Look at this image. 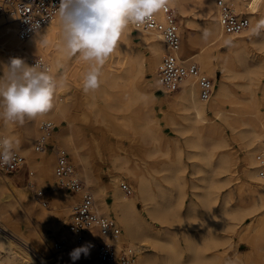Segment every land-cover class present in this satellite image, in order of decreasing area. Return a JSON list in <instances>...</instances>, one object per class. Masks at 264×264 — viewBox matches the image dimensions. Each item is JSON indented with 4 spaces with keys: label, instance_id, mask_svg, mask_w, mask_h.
<instances>
[{
    "label": "bare ground",
    "instance_id": "bare-ground-1",
    "mask_svg": "<svg viewBox=\"0 0 264 264\" xmlns=\"http://www.w3.org/2000/svg\"><path fill=\"white\" fill-rule=\"evenodd\" d=\"M170 4L183 19L187 16L189 6L205 16L198 30H192L188 19L184 20L187 27L183 30L187 32L190 47L196 48L187 51L185 56L194 57L202 72L212 76L216 82L209 99L200 97L197 82L191 77L186 78L168 96L157 94L159 85L156 70L166 51L165 44L155 34L140 32L139 39H136L131 25L124 31L115 49L114 63L122 68L112 63L102 67L98 94L105 106L123 113L117 118L130 134L138 139L151 140L152 145L145 149L147 155L160 153L170 158L169 168L174 170V175L165 179L176 184L180 194L176 203L169 205L167 201L172 196L171 187L159 183L157 177L151 179L140 169L139 164L130 166L128 158L123 155H113L112 163L133 177L136 192L133 195L121 192L119 175L112 177L109 186L94 185L92 192L96 196L97 209L109 214L106 196L108 191H112L115 215L124 228L122 239L138 250L136 264H233L226 258V250L232 244L233 237L238 234L242 239L239 228L243 221L264 210V177L259 174L258 162V156L264 153V112L260 109L264 105V28L256 29V25L264 20V0L259 1L257 12L252 16V25L234 36L222 33L215 0H170ZM159 15L162 14L159 12ZM232 39L235 41L230 44ZM228 44L232 48L228 61L235 69L215 53ZM252 45L256 47L254 51ZM181 51L184 52L183 44ZM34 54L46 57L53 68L54 78L58 82L53 107L48 113L24 123L18 131L12 129L15 124L6 123L0 118V134L8 138L15 137L18 149L26 156L28 164L34 168L42 167L40 173L45 179L49 176L54 157L52 154L47 155L46 150H36L35 141L43 133L41 123L47 117L67 116L73 98V91L70 90L72 81L82 78L88 65L78 58V54L70 56L72 61H69V55L63 47L58 15L25 39L19 37L14 19L0 17V68L3 75L11 58H21L28 66H34ZM218 70L223 72L220 77L217 76ZM148 71L153 74L151 81H148ZM239 78L242 81L236 80ZM255 85L260 87L259 97L254 94ZM238 87L241 88L240 94L237 92ZM230 98L232 103L242 106L241 109L227 108L225 103ZM155 104L165 111L175 130L180 133V136L175 137L174 153L163 144L165 135L159 131ZM88 107L95 115L96 122L108 123L95 95L88 101ZM65 127L61 128L60 135L69 144H74V156L82 170L81 176H76L89 183L93 178L85 157L75 145V134L80 136V141H84L82 133L72 121L68 124L66 134H63ZM227 129L242 140L241 168L244 180L240 185H231L223 194L222 188L233 180L239 157L232 152H221L215 163L214 150L203 149V141L214 139L218 142L217 147H224L227 145ZM32 134L38 135L35 140L31 139ZM181 137L184 138V144H180ZM185 147H188L187 150ZM185 150L191 158H198L193 173L206 171L205 165H211L214 175H221L219 178L213 176L212 179L204 177L203 180H207L204 185H200L196 179L192 180L193 189H203L194 194L200 198L206 213L201 211L195 199H191L186 211L180 209L186 196V178L182 175L186 167L182 162ZM26 189V186L17 184L11 175L0 173V264H88L89 255L83 254L76 261L67 255L60 263L59 259L68 251L54 250V239L37 226L44 223L59 230L61 237H67V226H63V222L70 210L69 203L76 202V196L54 186V201L49 206L34 191L28 193ZM86 189L89 188L86 186ZM58 191L67 198L59 196ZM23 200H28L27 204H23ZM138 201L153 218L169 219L173 215L178 222L186 225L182 234L185 246L180 243L176 232L154 227L144 217ZM17 204L22 206L21 211L17 210ZM27 220L35 226L28 225L29 233L23 228ZM198 221L205 225L200 233L194 229ZM254 237L257 240L255 248L258 260L253 259L252 252H248L236 264H264V234L260 231L257 238L256 234ZM90 242L85 239L80 247ZM185 249L189 253L186 260L183 257ZM93 250L91 247L89 254Z\"/></svg>",
    "mask_w": 264,
    "mask_h": 264
},
{
    "label": "rangeland",
    "instance_id": "rangeland-1",
    "mask_svg": "<svg viewBox=\"0 0 264 264\" xmlns=\"http://www.w3.org/2000/svg\"><path fill=\"white\" fill-rule=\"evenodd\" d=\"M173 8L177 15L179 25L181 28V32L183 35L182 36V44L184 47L183 54H186L187 51H190V50L193 51L196 48L190 47L189 45L187 32L186 30L185 31L183 30L184 28L187 27L186 22L184 20L186 19L190 20L192 24L191 28L193 31H195L201 27V25L203 24L205 20V16H203L201 12H198V10L194 8L193 6H189L187 16L185 17V19H183L178 14V11L176 10V8L175 7ZM132 32L134 33L135 38L139 39L138 36H140V32L134 31L133 29H132ZM234 41L235 40L232 39L230 44L233 43ZM230 44L222 46L219 52L215 51V53L218 55L219 58L224 59L226 64L229 67L235 69V66L233 67V65L230 64L228 61L230 58V54L232 53V48L230 47ZM254 48H256L255 45L254 46L252 45V49H253L252 51H254ZM115 59H116V53L114 51L111 54V56L108 58V60L106 61L105 65L108 63H112L121 69L122 68L121 65L114 63ZM69 61H72L70 59V56H69ZM215 61L217 62V60ZM222 73H223L222 70H218L217 76L220 77ZM2 76H3V70L0 68V77ZM152 76L153 74H151L148 71L147 72L148 81H151ZM209 77L213 78L212 76H209ZM82 79L83 77L79 78L78 81H74V82L72 81L71 85H72V88L74 89L71 88L70 90L73 91V98H72V101L70 102L69 106H71V108L67 116L65 118H60L59 116H55L54 117L55 119L54 118L50 119L49 117H47L43 119L42 121V123L44 121H51V120L53 122L54 127L52 131L49 133V141L54 144L53 147L62 148L68 152L70 160L75 166V170L77 172L76 174H78V176H81L82 170L73 152L74 144L73 145L69 144V142L63 136L60 135L61 128H63L64 126L66 127L63 129L64 131H62V133L66 134V131L68 130V124L70 121H72L76 124L77 129L81 131L82 133L81 136L84 138V141L82 140L84 142L83 143L82 141H80L81 140L80 136L78 134H75V145L76 144L78 145L79 151L85 157L86 159L85 162L90 171V175L93 178L89 183H87L82 178L80 179L86 182L85 185L89 188V190H91V192H92V188L94 185L109 186L111 179L114 175H119L121 177V182L127 183L131 187L132 191L129 193V195H133L136 192L133 177L129 176L125 172V169L117 167L112 163L113 155H123L126 158H128L130 166L135 167L137 164H139L140 169L146 172L150 176L151 179H153L154 177H157L160 180L159 183H163L166 186H170L172 189V196H171V199L167 202L169 205L176 203L177 197L180 194V190L177 188L176 184H174L172 181H168L167 179H165L166 177L174 175V170L169 168L170 163H171L170 158L167 155L160 154V153H157V155H152V156L147 155L145 149L152 145L151 140L150 139L149 140L138 139L132 134H130L128 129H126L120 123V120L117 118V117L122 116L123 113L121 111L115 112V110H113L109 106H105L104 100H102L98 94V89L95 91H90L88 93H85L83 91ZM236 80L239 82L242 81L241 78L236 79ZM215 84L216 82L214 80V85ZM156 92L157 94H163L165 96H168L170 94V92L163 93L158 90H156ZM237 92H239L238 94H240L241 92L240 87H238ZM254 92H255L254 94L256 95V97H259V95L261 94V90L258 85H255ZM92 95H95L98 106L102 108L103 114L106 116L108 120L107 124L96 122L95 115L93 114V112H91L90 108L88 107V101L91 100ZM225 105L229 109L233 108L236 110L241 109L242 107V106H238L237 104L232 103L231 98L225 103ZM155 108H156L155 114L157 115L159 131L165 135L162 139L163 144L166 148H169L172 151V153H174L175 137L180 136V133L175 130L171 119L168 117V115L165 114L164 110L160 109L158 104H155ZM260 109L262 112H264V105H261ZM2 111L3 109L0 108V112ZM210 116H213V114L210 113ZM30 120L31 119L25 118L24 123ZM24 123L23 124L17 123L13 126L12 129L14 131H18L20 128H22V126H24ZM30 136H31V139L35 140L38 135L32 134ZM225 137L227 140V145L224 147H217L218 142L214 139H205L203 141V149L214 150L215 163L217 162L218 157L221 154V152H226V151L232 152V154H235L239 157V162H238L239 164H238V167L236 168L235 175L233 176V180L230 184L225 185L222 188L223 194H225L229 190L231 185L233 184L240 185L242 183V180H244V174L241 168L242 167L241 162H242V156H243L242 140L241 138L234 137V135L229 129H227V131L225 132ZM12 138L10 137V139H12L13 141H16L15 137H12ZM20 143L22 144V140ZM180 144H184V138L182 137L180 138ZM53 147L46 149V154L47 155L52 154L54 157V161L50 167V172L48 174L49 176L43 179L40 173V170H42V167L39 166L38 168L33 167L36 170V172H35V175L32 177V179L33 178L36 179L35 181L36 185L45 191L42 199L46 200V203L49 206L53 205L54 195H55L54 186H58V182L54 176V166L56 163V151ZM186 150L183 152V155H182V162L186 165L184 171L182 172V175L185 176L186 178V184H185L186 196L184 198L182 205L180 206V209H182V211H186L187 205L189 204L191 199H195L196 202L199 204V208L201 209V211L203 213H206L205 207H203L200 201V198H198V196L194 194L195 191H199V190L202 191L203 189L202 188L193 189L192 180L196 179V181L200 185L202 184L204 185L207 183V180L205 181L203 180L204 177H206L207 179H212L213 176L215 178H219L221 175L219 174L214 175L213 166L211 165H205L206 171H202L197 174L193 173L195 169V163L198 160V158H191L188 155ZM38 154H41V153L39 152ZM9 175H11V177L14 178L15 182L19 184L20 186H26L27 187L26 190L28 193H31L34 191V190H31L27 185V176L25 174V170L19 171L17 173L9 174ZM121 182L119 185L120 191L125 193V191L121 188ZM33 193H35V191ZM59 193H60L59 196L65 197L61 192ZM92 193L94 194V192ZM107 194L108 195L106 196V202L108 205L109 214H107L106 212H103V213L114 216L119 222V224L121 225V227L123 228L121 221L115 215V211H114L115 205L113 201L112 191H108ZM74 195L76 196V201L81 198L80 194H74ZM26 201L28 200H23V204H27ZM69 204H70L69 205L70 210L68 211V213H66V217H65L66 220H64L63 222V226H67V230L71 222L72 206L74 203L72 201ZM137 204L142 210L144 217L148 219L151 223H153L154 227L162 228V230L167 229L166 231H169V232H176L180 243L185 246V240L182 234H183V230L186 228V225H184L182 222H178L173 217V215H171L172 217L169 219L153 218L149 214L148 211L143 209V205L140 201H138ZM99 207H100V203H99ZM16 208L18 211L22 210L21 205L17 204ZM249 222L250 224H248ZM28 225L29 226L32 225V227L34 228L35 226H33L32 223H29L28 220L24 222L23 228L26 232L29 233L30 230L28 228ZM37 226L41 230H44L47 234H49L54 239V242L61 238V232L59 230H55L52 227H48L44 223H39ZM194 229L197 233L202 232L205 229L204 222L198 221L197 226ZM123 231H124V228H123ZM239 231L240 232L242 231L241 232L242 239H240L238 234H236L233 237L232 244L226 250L227 260H229L230 263H233V264L239 263V261L248 252H252L253 259L258 260V252L255 248L257 240L255 239L254 236L256 234V238H257V234L260 231L264 234V210L260 214L255 215L253 218L250 217V218H247L245 221H243V223L240 225ZM68 234L66 235L68 236ZM163 237L165 238L166 236L163 235ZM91 245L93 247V244ZM90 250L91 248L89 249V251ZM66 251H68V253H65V255L61 259H59L60 263H62V261L65 260L66 256L69 255L72 250H66ZM93 254H94V251L90 252L88 256L89 257L88 264H90V262L92 261ZM183 257L185 260L188 259L189 257V253L187 249L184 250ZM241 264H246V263L242 262Z\"/></svg>",
    "mask_w": 264,
    "mask_h": 264
},
{
    "label": "built area",
    "instance_id": "built-area-1",
    "mask_svg": "<svg viewBox=\"0 0 264 264\" xmlns=\"http://www.w3.org/2000/svg\"><path fill=\"white\" fill-rule=\"evenodd\" d=\"M260 0H215L217 19L222 33L234 36L252 25V16L257 12ZM60 0H0V17H11L17 23L18 35L25 39L41 29L58 15ZM154 18L136 27L137 32L155 34L162 39L166 51L156 71L158 91L172 92L180 87L188 77L194 78L202 99H209L213 92V78L204 74L194 57L182 53V32L174 8L169 4L167 11H161ZM33 64L39 63L47 68L54 77L50 61L43 55L36 54ZM54 125L52 121L41 124L43 133L35 141L37 151H44L54 146L49 141V133ZM8 138L0 134V139ZM56 151L54 174L59 188L71 194H80L81 198L72 206L68 236L61 237L53 244L57 252L80 247L85 239L93 244L92 264H136L138 250L122 239L123 228L114 216L104 214L97 209L94 194L86 189L85 182L78 178L75 166L65 149L53 147ZM259 174L264 177V153L258 156ZM25 170L27 185L34 190L39 199L45 191L31 179L36 170L28 164L26 156L16 148L15 160L10 166H0L2 174H13ZM121 188L130 193L131 187L122 183ZM86 189V190H85ZM46 202V200H44Z\"/></svg>",
    "mask_w": 264,
    "mask_h": 264
},
{
    "label": "clouds",
    "instance_id": "clouds-1",
    "mask_svg": "<svg viewBox=\"0 0 264 264\" xmlns=\"http://www.w3.org/2000/svg\"><path fill=\"white\" fill-rule=\"evenodd\" d=\"M170 0H60L59 25L64 50L69 56L88 65L83 75V91L100 87L101 69L117 48L124 31L140 27L156 14L167 11ZM264 28L261 20L256 29ZM57 80L48 69L36 63L28 66L21 58H11L0 77V118L6 123L23 124L25 118L35 119L53 107ZM18 141L0 139V166H10L15 160ZM91 244L70 252L73 261L81 254L89 255Z\"/></svg>",
    "mask_w": 264,
    "mask_h": 264
}]
</instances>
